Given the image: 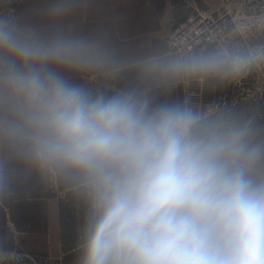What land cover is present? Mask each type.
I'll return each mask as SVG.
<instances>
[{
	"label": "clouds",
	"instance_id": "clouds-1",
	"mask_svg": "<svg viewBox=\"0 0 264 264\" xmlns=\"http://www.w3.org/2000/svg\"><path fill=\"white\" fill-rule=\"evenodd\" d=\"M70 7L54 0L47 14ZM260 58L221 45L148 60L141 77L225 80ZM111 63L97 40L0 13V188L7 159L77 177L90 203L80 264H264V129L66 74Z\"/></svg>",
	"mask_w": 264,
	"mask_h": 264
},
{
	"label": "rangeland",
	"instance_id": "rangeland-1",
	"mask_svg": "<svg viewBox=\"0 0 264 264\" xmlns=\"http://www.w3.org/2000/svg\"><path fill=\"white\" fill-rule=\"evenodd\" d=\"M53 2L0 0V13L12 12L22 23L42 30L60 28L91 39L97 29L95 16L101 0H70V10L57 19L47 14ZM164 4L181 13L180 21L201 13L225 25L220 42L210 48L236 47L261 57L247 72L224 81L220 96L215 92L216 113L208 118L232 114L264 129V0H165ZM167 44L173 52L168 39ZM66 74L74 83L93 91L102 92L107 81L100 71ZM189 106L196 112L201 108L196 103ZM6 164L10 179L0 188V264H42L36 254L21 249L22 224L30 212L60 206L76 216L78 226H86L90 211L87 189L74 175L51 167L27 164L28 168H10L9 161ZM28 182L31 186H26Z\"/></svg>",
	"mask_w": 264,
	"mask_h": 264
},
{
	"label": "crops",
	"instance_id": "crops-1",
	"mask_svg": "<svg viewBox=\"0 0 264 264\" xmlns=\"http://www.w3.org/2000/svg\"><path fill=\"white\" fill-rule=\"evenodd\" d=\"M164 2L101 0L95 16L97 29L91 34V39L101 42L111 52L112 63L106 69L91 71H100L107 76L102 92L113 94L127 89H147L148 95L157 100L190 104L185 95L186 81L170 86L145 81L141 77L144 62L158 57L179 56L169 50L167 39L176 20L180 21L181 13ZM203 80L214 82L219 95L226 79ZM197 112L206 116L203 107ZM6 161H9L10 168H28L27 163L17 159ZM26 186L31 184L28 182ZM75 219L73 213L62 210L60 206L30 212L22 224L21 249L36 254L42 264H80L85 226H78Z\"/></svg>",
	"mask_w": 264,
	"mask_h": 264
},
{
	"label": "built area",
	"instance_id": "built-area-1",
	"mask_svg": "<svg viewBox=\"0 0 264 264\" xmlns=\"http://www.w3.org/2000/svg\"><path fill=\"white\" fill-rule=\"evenodd\" d=\"M225 27L215 18L209 20L200 13L175 24L168 43L179 56L195 50H206L220 42ZM215 92L216 85L212 81L197 79L185 82L187 101L203 107L206 116L216 113Z\"/></svg>",
	"mask_w": 264,
	"mask_h": 264
}]
</instances>
